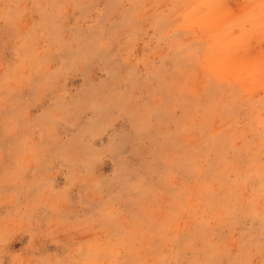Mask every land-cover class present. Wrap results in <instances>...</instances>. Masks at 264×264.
Returning a JSON list of instances; mask_svg holds the SVG:
<instances>
[{
	"label": "rangeland",
	"instance_id": "1",
	"mask_svg": "<svg viewBox=\"0 0 264 264\" xmlns=\"http://www.w3.org/2000/svg\"><path fill=\"white\" fill-rule=\"evenodd\" d=\"M0 264H264V0H0Z\"/></svg>",
	"mask_w": 264,
	"mask_h": 264
},
{
	"label": "bare ground",
	"instance_id": "2",
	"mask_svg": "<svg viewBox=\"0 0 264 264\" xmlns=\"http://www.w3.org/2000/svg\"><path fill=\"white\" fill-rule=\"evenodd\" d=\"M223 8V7H222Z\"/></svg>",
	"mask_w": 264,
	"mask_h": 264
}]
</instances>
